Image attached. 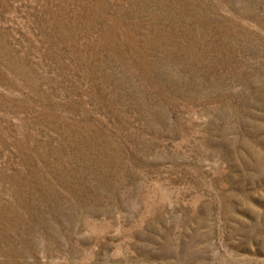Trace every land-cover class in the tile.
<instances>
[{"label": "rangeland", "instance_id": "rangeland-1", "mask_svg": "<svg viewBox=\"0 0 264 264\" xmlns=\"http://www.w3.org/2000/svg\"><path fill=\"white\" fill-rule=\"evenodd\" d=\"M0 264H264V0H0Z\"/></svg>", "mask_w": 264, "mask_h": 264}]
</instances>
